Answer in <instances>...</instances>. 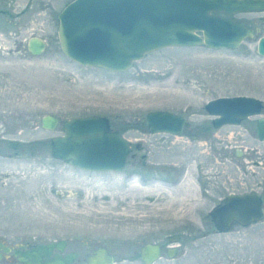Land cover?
Segmentation results:
<instances>
[{"label": "rangeland", "instance_id": "obj_1", "mask_svg": "<svg viewBox=\"0 0 264 264\" xmlns=\"http://www.w3.org/2000/svg\"><path fill=\"white\" fill-rule=\"evenodd\" d=\"M72 0H0V236L7 243L67 242L81 255L102 246L113 264H143V243L178 251L152 264H264V217L216 232L209 210L230 192L264 191V10L233 14L256 32L238 48L162 47L129 70L84 66L62 54L58 11ZM44 39L32 56L28 36ZM260 98L261 114L213 128L216 96ZM177 112L181 133H149L145 112ZM59 123L42 128V114ZM106 115L131 151L122 171H89L50 157V137L83 115ZM19 142L9 148L8 141ZM240 149L237 156L236 150ZM163 247V248H164ZM84 253V254H83Z\"/></svg>", "mask_w": 264, "mask_h": 264}, {"label": "water", "instance_id": "obj_2", "mask_svg": "<svg viewBox=\"0 0 264 264\" xmlns=\"http://www.w3.org/2000/svg\"><path fill=\"white\" fill-rule=\"evenodd\" d=\"M264 10V0H72L57 13L56 36L62 54L84 66L103 67L122 72L151 51L162 47L202 46L216 49L238 48L245 38L256 32L233 14ZM40 36H28L27 50L32 56L45 49ZM257 55L264 57V34L255 44ZM262 102L249 95L216 96L207 99L203 109L211 116L213 128L237 125L247 117L261 114ZM143 120L149 133L180 134L188 121L167 109L145 112ZM41 127L53 130L59 123L55 115L42 114ZM256 137L264 141V117L256 118ZM106 115L73 116L63 120V134L50 137V157L67 161L72 167L89 171H122L131 151L128 139L109 125ZM11 149L19 142L8 141ZM240 155V149L236 151ZM215 231H228L233 224L249 226L264 217V192H230L210 208ZM168 237L167 255L177 251ZM64 240L48 241L13 250L17 264H73L75 252L62 254ZM160 245L142 243L140 257L144 264L158 259ZM83 264H113V258L102 246L95 248Z\"/></svg>", "mask_w": 264, "mask_h": 264}, {"label": "flooded vegetation", "instance_id": "obj_3", "mask_svg": "<svg viewBox=\"0 0 264 264\" xmlns=\"http://www.w3.org/2000/svg\"><path fill=\"white\" fill-rule=\"evenodd\" d=\"M187 126V125H186ZM112 128V127H111ZM63 134V133H62ZM264 192V191H263ZM262 192V193H263ZM225 197V196H224ZM224 197H222V198H224ZM222 198L220 199V202H221V200H222ZM219 202V203H220ZM218 203V204H219ZM65 243H64V247H63V250H64V248L67 246V242L66 241H64ZM151 242H153V243H157V242H155V241H151ZM151 242H149V243H151ZM48 243V242H47ZM36 244H38V243H35V244H31V243H24V242H20V241H18V243H14V244H11V243H7V242H5L4 241V238H2L1 236H0V264H17L16 262H17V256L13 253V250H17L18 248H20V249H28V247L29 246H33V245H36ZM158 245H160L159 243H157ZM164 246H162V245H160V253H158V259H156V261H153L152 263H155V262H157L160 258H161V256H160V254H161V252H162V250L164 249L165 250V252H164V254L165 255H167V253L166 252H168V246L167 247H164ZM97 248V247H96ZM106 249V248H105ZM95 250V248L94 249H91L90 250V252L89 253H87V254H85V255H81V253H79V251L78 250H72V249H70L69 251H72V252H75L76 253V256H75V261H74V263L73 264H83L85 261H86V257L87 256H89L90 255V253L92 252V251H94ZM107 250V249H106ZM177 251H178V249H176ZM69 251H63L62 252V254H64V253H66V252H69ZM177 251H175V253L177 252ZM107 252H108V250H107ZM139 253H140V250H139ZM139 253H138V257H140V255H139ZM84 254V253H83ZM108 254H110L111 255V257L113 258V255H112V253L111 252H108ZM167 256H169V255H167ZM140 260L143 262V264H144V260L142 259V257H140ZM113 261H114V258H113ZM151 263V264H152Z\"/></svg>", "mask_w": 264, "mask_h": 264}]
</instances>
